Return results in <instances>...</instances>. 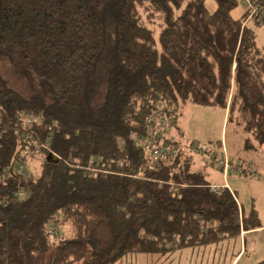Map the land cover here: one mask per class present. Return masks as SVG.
Instances as JSON below:
<instances>
[{
  "label": "trees",
  "instance_id": "trees-1",
  "mask_svg": "<svg viewBox=\"0 0 264 264\" xmlns=\"http://www.w3.org/2000/svg\"><path fill=\"white\" fill-rule=\"evenodd\" d=\"M212 1L0 0V62L25 83L0 74V264H165L261 228L177 139L180 105L214 106L264 156V0L240 18ZM157 109L173 144L147 128Z\"/></svg>",
  "mask_w": 264,
  "mask_h": 264
},
{
  "label": "rangeland",
  "instance_id": "rangeland-1",
  "mask_svg": "<svg viewBox=\"0 0 264 264\" xmlns=\"http://www.w3.org/2000/svg\"><path fill=\"white\" fill-rule=\"evenodd\" d=\"M236 1L237 6L231 15L233 18H240L246 7L243 0ZM206 4L212 8L213 1L206 0ZM255 32L257 46L264 49V27L256 28ZM0 74L13 88L24 92L25 83L14 75L5 60L0 62ZM177 120L181 138L172 130H169V135L182 140V148L192 150L194 157H199L201 164L197 167L201 168L211 182L210 185L224 187L226 184L228 189L231 188L243 214L256 219L261 228L242 232L240 238L206 247L185 248L175 253L165 264H232L236 256L238 258L233 264L264 263V156L251 154L246 150L245 139L248 136L234 124L226 123L224 111L218 107L186 103L179 106ZM169 123V120L163 121V126L167 127L165 125ZM212 157H227L228 167H214L216 163ZM34 162L36 160L30 161ZM239 163L244 164V174L238 172ZM249 166L257 174L255 171L250 173L247 170ZM225 170L228 171L226 178ZM157 258V255L131 254L124 257L119 264H154Z\"/></svg>",
  "mask_w": 264,
  "mask_h": 264
},
{
  "label": "built area",
  "instance_id": "built-area-1",
  "mask_svg": "<svg viewBox=\"0 0 264 264\" xmlns=\"http://www.w3.org/2000/svg\"><path fill=\"white\" fill-rule=\"evenodd\" d=\"M243 3L246 4V6L250 9V11H252V13L255 12V7H253L249 4V0H243ZM166 120L167 119L163 115H161L160 109H157L156 112H154L151 115V121H149L147 128L150 131L151 127H152L151 125H153V127H159L162 130V132L165 134L164 139H168L169 143L172 144L175 140V136L172 134L169 135V133H170L169 132V125H165L167 127L163 126V121H166ZM24 122H25L26 126L30 123V121H24ZM150 122H153V123L150 124ZM146 133H147V131H146ZM131 137L135 141L136 145L141 146L144 149L145 157H150L153 161H156L161 156V154L163 153L164 147L162 145L163 141L161 139H159L157 141V143H154V142L149 140L147 134L144 136L132 135ZM212 158H214V161L216 163V165H214V167H216V166H220L221 168H227L228 167L227 157H212ZM239 170H240V168H239ZM225 171H227V170H225ZM227 173H228V171L224 175L225 178H226ZM224 187L228 188L226 184ZM224 187L212 185L210 188H211V191H213V192H219Z\"/></svg>",
  "mask_w": 264,
  "mask_h": 264
},
{
  "label": "water",
  "instance_id": "water-1",
  "mask_svg": "<svg viewBox=\"0 0 264 264\" xmlns=\"http://www.w3.org/2000/svg\"><path fill=\"white\" fill-rule=\"evenodd\" d=\"M47 160L49 162H57L59 159L57 158V156L53 155V154H50L47 158Z\"/></svg>",
  "mask_w": 264,
  "mask_h": 264
},
{
  "label": "bare ground",
  "instance_id": "bare-ground-1",
  "mask_svg": "<svg viewBox=\"0 0 264 264\" xmlns=\"http://www.w3.org/2000/svg\"><path fill=\"white\" fill-rule=\"evenodd\" d=\"M249 4L252 6V4L250 3V1H249ZM244 5H245L246 8H248V7L246 6L245 3H244ZM248 9H249V8H248ZM249 11H250V9H249ZM255 11H256V10H255ZM254 13H255V12H254ZM254 13H252V11H250V16H252ZM250 16H249V17H250ZM211 186H212V185H210V187H211Z\"/></svg>",
  "mask_w": 264,
  "mask_h": 264
},
{
  "label": "crops",
  "instance_id": "crops-1",
  "mask_svg": "<svg viewBox=\"0 0 264 264\" xmlns=\"http://www.w3.org/2000/svg\"><path fill=\"white\" fill-rule=\"evenodd\" d=\"M229 188H230V186H229ZM230 189H231V188H230ZM231 191H232V190H231ZM237 258H238V257H237ZM237 258H236V259H237ZM234 262H235V261H234ZM234 262H233V263H234ZM233 263H232V264H233Z\"/></svg>",
  "mask_w": 264,
  "mask_h": 264
}]
</instances>
